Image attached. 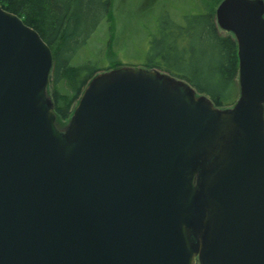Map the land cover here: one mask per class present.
Instances as JSON below:
<instances>
[{
  "label": "water",
  "instance_id": "water-1",
  "mask_svg": "<svg viewBox=\"0 0 264 264\" xmlns=\"http://www.w3.org/2000/svg\"><path fill=\"white\" fill-rule=\"evenodd\" d=\"M215 19L238 45L234 107L127 68L60 131L52 50L0 5V264H264V0Z\"/></svg>",
  "mask_w": 264,
  "mask_h": 264
},
{
  "label": "trees",
  "instance_id": "trees-1",
  "mask_svg": "<svg viewBox=\"0 0 264 264\" xmlns=\"http://www.w3.org/2000/svg\"><path fill=\"white\" fill-rule=\"evenodd\" d=\"M223 1L218 0L217 5ZM0 5L36 30L52 50L54 65L48 95H53L57 127L63 128L72 119L76 104L97 71L91 67L75 68L74 58L102 21L113 15L114 0H0ZM215 16V10H206L203 15L185 17L183 26L164 18L159 35L151 43L145 68L186 81L212 100L216 108L231 109L241 92L238 45L235 38L221 32ZM42 22H47L48 27L39 25ZM65 83L71 95L61 92L59 86Z\"/></svg>",
  "mask_w": 264,
  "mask_h": 264
},
{
  "label": "rangeland",
  "instance_id": "rangeland-1",
  "mask_svg": "<svg viewBox=\"0 0 264 264\" xmlns=\"http://www.w3.org/2000/svg\"><path fill=\"white\" fill-rule=\"evenodd\" d=\"M217 1L114 0L113 15L102 21L89 43L74 58L73 66L80 69L95 68L97 71L93 72L92 76L127 68L146 69L151 43L159 35L160 25L164 18L169 17L177 25L183 26L186 22L185 17L203 15L206 10L217 11ZM39 25L48 27L47 22ZM221 32L224 33L222 30ZM224 35L234 38L230 33H224ZM53 88L54 86L50 87L51 95ZM59 88L63 94L71 95L72 93L66 83ZM50 98L52 99L53 95ZM67 125L59 130L64 131ZM196 264H199L197 260Z\"/></svg>",
  "mask_w": 264,
  "mask_h": 264
}]
</instances>
